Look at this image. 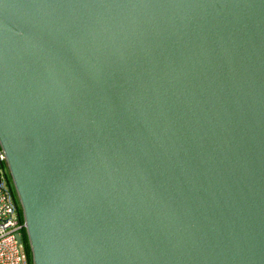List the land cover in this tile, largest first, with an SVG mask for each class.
I'll return each mask as SVG.
<instances>
[{
	"label": "water",
	"instance_id": "1",
	"mask_svg": "<svg viewBox=\"0 0 264 264\" xmlns=\"http://www.w3.org/2000/svg\"><path fill=\"white\" fill-rule=\"evenodd\" d=\"M0 146L34 264H264V0H0Z\"/></svg>",
	"mask_w": 264,
	"mask_h": 264
},
{
	"label": "built area",
	"instance_id": "2",
	"mask_svg": "<svg viewBox=\"0 0 264 264\" xmlns=\"http://www.w3.org/2000/svg\"><path fill=\"white\" fill-rule=\"evenodd\" d=\"M7 165L6 154L0 146V264H31L24 242L18 241L26 222L19 211Z\"/></svg>",
	"mask_w": 264,
	"mask_h": 264
},
{
	"label": "trees",
	"instance_id": "3",
	"mask_svg": "<svg viewBox=\"0 0 264 264\" xmlns=\"http://www.w3.org/2000/svg\"><path fill=\"white\" fill-rule=\"evenodd\" d=\"M16 198H17V196H16ZM17 200H18V198H17ZM19 205H20V203H19ZM19 211L21 213V216H22L23 220H25V218H24V212H23V209H22L21 205H20ZM22 236H23L24 245H25L26 250H27V252L29 254L30 263L31 264H34L33 263L32 248H31V244H30V240H29V237H28V233H27V229L26 228L23 229Z\"/></svg>",
	"mask_w": 264,
	"mask_h": 264
},
{
	"label": "rangeland",
	"instance_id": "4",
	"mask_svg": "<svg viewBox=\"0 0 264 264\" xmlns=\"http://www.w3.org/2000/svg\"><path fill=\"white\" fill-rule=\"evenodd\" d=\"M6 169H7V173L9 175L10 180H12L11 173H10V169H9V166L8 165L6 166ZM15 193H16V190H15ZM16 196H17V194H16ZM18 201H19V199H18Z\"/></svg>",
	"mask_w": 264,
	"mask_h": 264
}]
</instances>
